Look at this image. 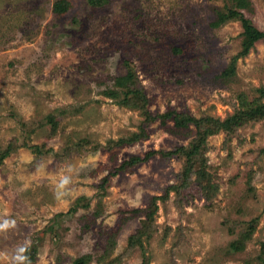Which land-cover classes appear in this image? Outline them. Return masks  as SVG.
I'll return each instance as SVG.
<instances>
[{"label":"rangeland","instance_id":"obj_1","mask_svg":"<svg viewBox=\"0 0 264 264\" xmlns=\"http://www.w3.org/2000/svg\"><path fill=\"white\" fill-rule=\"evenodd\" d=\"M244 21L264 0H0V264H264Z\"/></svg>","mask_w":264,"mask_h":264},{"label":"trees","instance_id":"obj_2","mask_svg":"<svg viewBox=\"0 0 264 264\" xmlns=\"http://www.w3.org/2000/svg\"><path fill=\"white\" fill-rule=\"evenodd\" d=\"M244 25L246 27V34H247L246 44H247V49L249 51L257 41L264 38V32L260 31L256 27H253L252 25H249L247 21H244ZM7 154L8 152L3 153L0 159H3ZM135 241L136 243L140 242V240L138 239H135ZM135 245H134V238H132L128 249L132 250L134 248L133 246Z\"/></svg>","mask_w":264,"mask_h":264}]
</instances>
